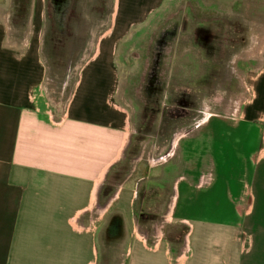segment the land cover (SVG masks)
<instances>
[{"label": "crops", "instance_id": "0c3cea01", "mask_svg": "<svg viewBox=\"0 0 264 264\" xmlns=\"http://www.w3.org/2000/svg\"><path fill=\"white\" fill-rule=\"evenodd\" d=\"M51 1L60 17L93 11ZM165 1L110 0L64 107L49 103L45 0L19 43L0 8V264H264V63L235 121H135L117 99L120 44ZM116 214L122 231L99 234ZM170 224L185 227L179 247Z\"/></svg>", "mask_w": 264, "mask_h": 264}, {"label": "rangeland", "instance_id": "374dc122", "mask_svg": "<svg viewBox=\"0 0 264 264\" xmlns=\"http://www.w3.org/2000/svg\"><path fill=\"white\" fill-rule=\"evenodd\" d=\"M81 2L91 1L77 0ZM92 2V14L60 17L53 10V1L45 0L48 14L42 57L49 103L53 106L64 107L69 99L93 43L88 32L109 24L110 17L104 12L109 13L110 0ZM31 3L0 0L2 10L13 9L11 22L17 26L13 35L17 34L18 43L26 35ZM59 26L63 31L58 32ZM260 27L264 28V0H166L143 29L120 44L116 58L120 73L117 99L131 107L135 121L198 122L213 116L237 120L264 63L262 43L250 40L253 36L264 37V32H250ZM125 47L131 49L121 61ZM155 68L159 77L163 74L161 80L154 79ZM121 220L117 214L110 220H100L99 234L122 231ZM108 221L115 224L114 228L107 230ZM163 231L173 247L184 243V226L170 224ZM99 243L101 249L116 244Z\"/></svg>", "mask_w": 264, "mask_h": 264}, {"label": "trees", "instance_id": "16d2710c", "mask_svg": "<svg viewBox=\"0 0 264 264\" xmlns=\"http://www.w3.org/2000/svg\"><path fill=\"white\" fill-rule=\"evenodd\" d=\"M29 9H27V13H28ZM17 14V13H16Z\"/></svg>", "mask_w": 264, "mask_h": 264}]
</instances>
